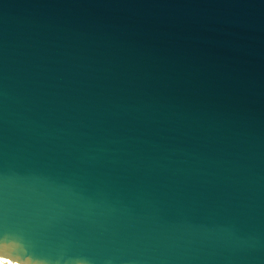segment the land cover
Segmentation results:
<instances>
[{
	"label": "water",
	"instance_id": "95a60500",
	"mask_svg": "<svg viewBox=\"0 0 264 264\" xmlns=\"http://www.w3.org/2000/svg\"><path fill=\"white\" fill-rule=\"evenodd\" d=\"M0 264H264V0H0Z\"/></svg>",
	"mask_w": 264,
	"mask_h": 264
}]
</instances>
